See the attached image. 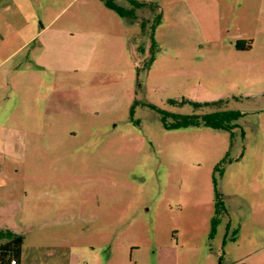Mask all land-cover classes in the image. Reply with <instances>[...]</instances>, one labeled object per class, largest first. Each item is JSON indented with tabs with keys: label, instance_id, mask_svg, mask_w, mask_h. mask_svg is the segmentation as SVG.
Returning a JSON list of instances; mask_svg holds the SVG:
<instances>
[{
	"label": "rangeland",
	"instance_id": "1",
	"mask_svg": "<svg viewBox=\"0 0 264 264\" xmlns=\"http://www.w3.org/2000/svg\"><path fill=\"white\" fill-rule=\"evenodd\" d=\"M138 1L144 29L105 0H0V230L21 264H264V0ZM170 100L244 117L170 130L152 104L213 112Z\"/></svg>",
	"mask_w": 264,
	"mask_h": 264
},
{
	"label": "trees",
	"instance_id": "2",
	"mask_svg": "<svg viewBox=\"0 0 264 264\" xmlns=\"http://www.w3.org/2000/svg\"><path fill=\"white\" fill-rule=\"evenodd\" d=\"M128 3V7L124 8L113 0H105L107 7L118 13L120 17L124 19H133L134 21H137L144 29L148 22L145 17L142 19L138 17V11H144V13H146L150 9H154L153 6L156 5L158 7V5L151 2H141L138 0H128ZM157 19V23H160L161 16L159 15ZM251 48V42L240 40L236 43V49L238 51H248ZM169 103L174 106L189 104L195 109H213L212 113L205 115H182L162 110L152 104L151 108L161 115V120L164 123V126L170 130L185 129L188 127H206L216 131L229 132L234 138V131L240 128L238 122L244 117V113L242 111L222 109V105L225 106L226 104L225 100L211 103H199L190 100H183L182 102L170 100ZM169 120H173L174 122H170ZM242 136L244 137L243 132ZM219 204L220 195L217 194V212H219ZM23 244L24 237L22 235L11 230H0V264H11L12 261L21 263Z\"/></svg>",
	"mask_w": 264,
	"mask_h": 264
},
{
	"label": "built area",
	"instance_id": "3",
	"mask_svg": "<svg viewBox=\"0 0 264 264\" xmlns=\"http://www.w3.org/2000/svg\"><path fill=\"white\" fill-rule=\"evenodd\" d=\"M11 264H21V263H18L17 261H12Z\"/></svg>",
	"mask_w": 264,
	"mask_h": 264
},
{
	"label": "crops",
	"instance_id": "4",
	"mask_svg": "<svg viewBox=\"0 0 264 264\" xmlns=\"http://www.w3.org/2000/svg\"><path fill=\"white\" fill-rule=\"evenodd\" d=\"M1 127H2V126H0V130H1ZM0 132H1V131H0Z\"/></svg>",
	"mask_w": 264,
	"mask_h": 264
}]
</instances>
